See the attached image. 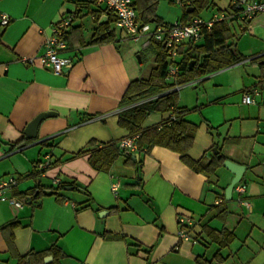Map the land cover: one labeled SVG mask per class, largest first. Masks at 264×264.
<instances>
[{"label":"crops","instance_id":"obj_1","mask_svg":"<svg viewBox=\"0 0 264 264\" xmlns=\"http://www.w3.org/2000/svg\"><path fill=\"white\" fill-rule=\"evenodd\" d=\"M208 7L216 10L192 17L209 19L226 9L216 0L203 9ZM0 12L10 18L0 28V177L17 180L6 196L23 202L16 208L0 201V264H19L28 253L53 246L61 255L46 252L41 262L31 264H195L197 256L209 259L217 249L203 225L233 231L221 264H264V30L259 33L264 13L247 22L236 20L253 41L248 53L235 43L244 59L183 84L177 92V107L194 108L184 116L196 126L189 158L208 160L216 142L228 160L245 166V190L239 196L234 185L221 221L213 206L232 178L224 167L209 179L159 145L134 152V165L119 157L107 172L93 170L88 154L76 155L129 136L118 125V114L126 108L121 99L136 72L117 42L81 45L79 40L81 34L88 41L96 24L109 19L103 5L78 9L71 0H0ZM64 16L72 17L71 27L79 26L80 33H72L64 51L71 66L55 74L39 57ZM34 57L33 64L22 61ZM245 93L253 103L242 102ZM44 112L54 115L39 123L35 139H28L27 123ZM169 114L152 112L143 127L156 126ZM18 141L24 145H15ZM46 159L50 165L41 172L36 163ZM61 182L76 188L66 185L60 199L35 198L36 192L28 201L22 198L23 192ZM113 183H118L114 193ZM241 197L248 206L239 202ZM179 215L192 219L198 242L179 239Z\"/></svg>","mask_w":264,"mask_h":264},{"label":"trees","instance_id":"obj_2","mask_svg":"<svg viewBox=\"0 0 264 264\" xmlns=\"http://www.w3.org/2000/svg\"><path fill=\"white\" fill-rule=\"evenodd\" d=\"M71 1L77 5L78 9H81L83 6L89 7L91 4H96L94 0ZM186 1H188L189 4L183 8L180 18L182 22L197 15L199 10L203 9L207 3L210 2V0ZM157 2L158 0H133V6L141 24H149L152 19L153 22L158 25H170V23L162 21V19L156 15L155 9ZM188 8H192L193 10L188 12ZM106 11L110 15L109 19L105 22H98L96 24L88 41H84L80 34L79 40L81 45L114 43L122 38L121 36L117 38V34L120 35V33L123 32L119 28H117V31L115 26H113L116 24L115 15L110 10L106 9ZM96 21L97 20L95 19L94 22ZM230 25H232V20L218 21L204 34L202 42L198 44L189 43L180 45L177 48L180 57L176 61L179 70L173 82L166 81L168 60L163 43L150 38L147 47H152L155 50L154 66L151 68L147 78L132 79L128 83L121 99V107L126 108L118 114V125L126 129L129 136L138 134V137L135 140L137 146L136 151L139 152L144 150L145 152H148L154 145L166 147L177 152L179 154V159L184 164L196 172L203 173L209 179H211L212 176H215L219 168L223 167V162L227 157L221 152V147L218 146L216 142L211 147V153L208 160L204 161V159H200L198 161H193L189 158L187 152L192 145L196 126L186 121L184 116L194 108L189 109L177 107L178 91L173 87L176 84L183 85L189 83L244 59V56L239 54L235 48V43L232 40L234 35L231 33ZM244 31L245 26L241 29V33H244ZM73 32L80 33V27H71L70 24L65 31L64 39L67 43V47H70L69 38ZM149 97H151L150 100L146 101L145 99ZM152 112H168L170 114L167 118L162 119L156 126L143 127L146 117ZM91 117L92 116L89 118ZM209 131L214 136L212 128H209ZM15 145L20 147L24 144H21V141H18ZM214 147H216V152L213 151ZM134 152L120 148L118 142H109L102 144L100 147L79 151L76 155L88 154L87 160L93 170L107 172L114 161L121 156L124 158L125 164L134 165L135 162L131 158ZM239 183H241V181ZM66 185H73V187L76 188L73 182H61L56 186L45 188L37 187V189H34L31 193L23 192L22 198L24 201H28L30 196L32 197L36 192L34 196L35 198L47 194L54 195L56 198L60 199L59 192ZM44 189H48L47 192ZM218 200L219 201L213 206L215 217L224 221L228 214V201L224 198L223 194L220 195ZM12 225L13 224H8V226ZM202 232L208 239L209 243L215 244L217 249L211 258L207 259L204 256H197L194 263H223L226 259V255L222 254L221 251L229 247L230 243L233 241V231L228 230L225 227L216 229L208 225H203ZM198 241L199 239L197 237L196 242ZM46 252H51L54 257L61 255L58 248L54 246L50 247ZM46 252H30L24 257L19 258V264H31L34 260L41 262ZM55 264H58V262Z\"/></svg>","mask_w":264,"mask_h":264},{"label":"built area","instance_id":"obj_3","mask_svg":"<svg viewBox=\"0 0 264 264\" xmlns=\"http://www.w3.org/2000/svg\"><path fill=\"white\" fill-rule=\"evenodd\" d=\"M96 4L103 5L107 10L113 12L116 17V26L125 35L136 41L142 37L143 46L147 47L150 38L163 43L167 60L166 81L173 82L177 76L179 66L176 61L179 58L177 48L185 44H198L202 42L204 34L210 30L212 25L223 20H240L247 21L255 15L264 13V0H229L225 10L218 11L209 19H202L198 16L182 22L176 20L168 26L157 25L150 28L149 24H141L138 19L137 12L133 6V0H94ZM171 3L184 7L187 5L186 0H169ZM72 22L71 16H64L52 28V34L45 41V53L39 57L42 66L48 67L53 73L61 74L65 72L72 64L70 56L65 55L67 43L64 39V33ZM10 23V18L5 13L0 12V28H5ZM34 58H24L22 61L25 64H33ZM182 85H175L173 88L177 91ZM244 104L253 103V98L250 94L242 95ZM138 134L128 136L118 141L120 148L134 152L137 149L136 138ZM49 160H41L36 163V168L43 172L49 167ZM17 184V180L12 177H0V201L8 200L9 203L16 208H21L23 202L6 196V192L10 191ZM118 183L111 185L112 192H116ZM235 190L239 196L244 192V185L241 183L235 184ZM240 203L247 205L246 201L238 199ZM219 201V200H218ZM216 201V203L218 202ZM178 232L180 240L196 243L197 234L193 230V221L187 215H179L177 218Z\"/></svg>","mask_w":264,"mask_h":264},{"label":"rangeland","instance_id":"obj_4","mask_svg":"<svg viewBox=\"0 0 264 264\" xmlns=\"http://www.w3.org/2000/svg\"><path fill=\"white\" fill-rule=\"evenodd\" d=\"M216 1L217 5L227 7L229 0ZM215 7L213 9H215ZM213 9L212 7H208L207 9H201L199 10L198 14L203 17H207L213 11ZM182 11L183 7L171 3L169 0H158L155 9L156 15L160 17L162 21L170 24H173L176 20L181 17ZM90 23L91 22L88 18L85 24H87V26L89 27ZM149 25L150 28H154L156 23L150 22ZM241 25L242 23L236 21H233L232 25H230L231 33L234 35L232 40L234 43H236L239 50L243 49L248 53L250 51L249 44H251L252 41L249 39L251 34L249 30L245 31L244 33H241ZM262 30L264 29H260L259 33L262 34ZM119 36H121L122 38L119 39L117 43L119 44L120 51L123 53L124 58L127 60L129 67L133 72H136L137 78H147L149 76L151 68L154 66L155 50L152 47L143 46L142 43L144 41V38H140L134 41L124 33H120V35L117 34V38ZM138 59H140V61Z\"/></svg>","mask_w":264,"mask_h":264},{"label":"water","instance_id":"obj_5","mask_svg":"<svg viewBox=\"0 0 264 264\" xmlns=\"http://www.w3.org/2000/svg\"><path fill=\"white\" fill-rule=\"evenodd\" d=\"M150 22H153V20L151 19ZM138 60L140 61V59H138ZM53 115L54 114L52 112H44V113L38 114L33 120H31L29 123H27V125L24 129V133H25L26 137L28 139H35L37 127H38L39 123L43 119L51 117ZM213 151L214 152L217 151L216 147L213 148ZM134 157H135V155L132 156V158H134ZM223 167L226 168L232 174V178L224 190L225 199L229 200L231 198V194H232L234 185L241 181V177H242L243 171L245 169V166L237 164L231 160L226 159L223 162Z\"/></svg>","mask_w":264,"mask_h":264}]
</instances>
